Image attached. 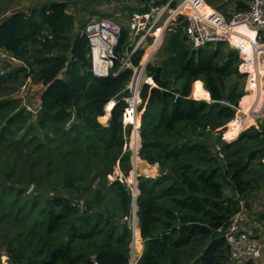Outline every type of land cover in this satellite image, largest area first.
<instances>
[{
	"label": "trees",
	"instance_id": "obj_1",
	"mask_svg": "<svg viewBox=\"0 0 264 264\" xmlns=\"http://www.w3.org/2000/svg\"><path fill=\"white\" fill-rule=\"evenodd\" d=\"M98 1L39 0L0 20V250L10 264L130 263L132 192L110 177L132 170L123 115L145 49L134 51L123 26L112 73L97 77L85 29L98 16L88 9L121 1L145 13L153 0ZM251 1L206 0L227 19ZM178 35V67L165 74L149 63L156 86L140 93L139 156L159 176L139 179L144 248L136 264H257L233 260L226 234L240 213L238 233L260 238L250 227H264V210L251 200L264 188V119L225 139L246 95L242 59L228 42L193 49ZM28 81L43 86L35 109L17 96Z\"/></svg>",
	"mask_w": 264,
	"mask_h": 264
},
{
	"label": "built area",
	"instance_id": "obj_2",
	"mask_svg": "<svg viewBox=\"0 0 264 264\" xmlns=\"http://www.w3.org/2000/svg\"><path fill=\"white\" fill-rule=\"evenodd\" d=\"M156 2L159 5H155ZM151 4L149 11L145 13L135 12L130 17L129 27L133 34V40L135 42V38L137 37L140 39L134 51L140 47L139 45L149 35H152L154 30H156L154 32L156 35V45L159 42L157 33L163 31L172 22H179L183 23L187 43L193 49H200L207 44L228 42L238 51L242 59L239 66L240 72L252 75L251 68L254 66L256 59L247 54L248 51H246L243 41L237 40L238 33L236 29L240 26L254 28L256 36L250 41V52L253 54H261L264 52V0H252L248 11L233 13L229 19L211 7L206 0H153ZM153 17L155 18L151 22L150 20ZM161 20L164 21L163 25H161ZM122 30L123 27L119 23L108 18L92 20L87 25L85 34L90 42L92 71L95 76L107 77L112 73L117 59L116 48L119 45ZM123 65L133 67L129 60H125ZM133 70L134 75L128 85L131 96L126 99L127 107L123 115V120L125 125H132V131L135 132L140 127V114L142 112L139 109L142 103L140 96L141 89L145 84L150 87H155L156 84L153 77L148 75L144 76L146 65L135 67ZM255 86H258L256 81ZM111 103L114 106V102H110L106 106V113H110L113 108V106H110ZM263 119L264 108L258 109L257 111L250 109L242 113H239L237 109L236 117L227 125L228 130L232 131L236 129L239 135L250 127L257 126V123ZM116 176H119L117 172ZM132 178L133 180L130 176L127 178L121 175L120 180L126 183H134L135 181V188L137 190V177L132 174ZM133 189L134 187H131V192ZM133 198L136 205V194ZM136 217L135 213L134 218L136 219ZM245 219L246 215L243 213L236 215L226 234V238L231 246L232 259L259 260L264 250V240H258L246 234L238 233L239 225Z\"/></svg>",
	"mask_w": 264,
	"mask_h": 264
},
{
	"label": "rangeland",
	"instance_id": "obj_3",
	"mask_svg": "<svg viewBox=\"0 0 264 264\" xmlns=\"http://www.w3.org/2000/svg\"><path fill=\"white\" fill-rule=\"evenodd\" d=\"M17 1L18 0H0V14L3 11V8H5L6 6L8 7L9 5L11 6V8H10L11 11L16 10V6H14L13 3H16ZM23 1H24V3H27L29 0H22V2ZM31 1H33V0H31ZM98 2H100V4H101V3H103V0H99ZM25 5H27V4H25ZM149 5L151 6L152 4L150 3ZM34 6H35V4H34ZM130 7H131L130 2L114 1L110 5H106L105 7H103L106 9H102V10H107V11H110L113 13V15L111 17H109V18L107 17L108 19H111V20L119 23L122 27L123 26L128 27L132 13H135L131 9H127ZM98 9H101V8L98 7ZM219 13H221V12H219ZM76 15L79 18V16H81V15H83V16L86 15V13H83V12L81 13V12L76 11ZM154 18L155 17H153L150 21L153 22ZM98 19H102V17L94 16L91 19H89L88 23H90L92 20H98ZM161 22H162L161 25H163L164 21L161 20ZM179 30H180V32H178ZM154 32H156V30H154ZM154 32L152 33V35H149L147 37V39L144 40V42H142L139 45L140 46L139 48L145 49V55L142 59L141 65H146V67H147V65L149 63H151L155 66H162L165 70V74H170L173 70H175L178 67V63L181 59V48L183 46V42H181V38L179 35L178 36H175V35L178 33L181 35H184L183 34L184 33V25H183V23L172 22L166 28L163 29V32L159 31L157 33V35L158 34L160 35L161 33L162 34H161V38H160L159 42L156 45H155V36L156 35L154 34ZM139 41H140V39L138 37L135 38L134 45L136 46L139 43ZM175 41L178 42L177 45H174ZM178 45H179V47H178ZM187 45L189 46L190 44L187 43ZM177 47L179 49H177ZM2 68H3V66L1 65V60H0V69H2ZM146 75H147V71L145 70L144 76H146ZM193 89H194V85H193ZM42 91H43L42 85H33L30 81H28L25 83L24 86L21 87L17 96L20 98H23L25 105L29 106L28 109H30V108L35 109L36 106L39 105L40 94L42 93ZM193 95L194 94H193V90H192V96ZM141 115H142V112H141L140 116ZM106 119L100 118V121L102 123H105L104 121ZM227 131H228V126L226 128L224 135L226 134ZM132 134H133V131H132ZM227 135L231 139H234V137H235V136L234 137L230 136L229 132ZM131 138L132 137L129 138V141L127 143V147L129 150H131L130 149ZM132 144H133L132 147H135L134 142H132ZM131 164H132V161H131ZM115 171L119 174V176H116V172H114V174L110 177L111 181H114L117 178L120 179L121 175L124 176L119 169H116ZM132 174H134L137 177V181H136L137 182L136 183L137 190L135 188V181H134V183L133 182H127V184L129 185L130 189H131V187H134V189L132 191L133 197L135 194L137 197L140 194V191L138 188V183H139L140 177H153V178H155V177L159 176V175L150 176L153 174L147 173L146 170L142 167V164H140L139 160H138V164L137 163H135L134 165L132 164V170H131L129 176L133 180ZM129 176H127V178ZM251 200H252L253 204H255V205H256V203H258V205H256L257 208L262 207L264 210V188L262 191L253 195L251 197ZM259 203H261L263 205H261ZM137 210H138L137 201H136V205H135L134 198H133L132 213H131V216L127 219V223L129 225V227L131 228L132 234H133L132 245H131L132 246V253H131L130 264H132V263L135 264L142 254L141 253V247H140L139 235H138V233H135V231L138 230ZM260 212H262V211H260ZM135 213L137 216L136 217L137 221L134 218ZM0 264H10L9 258L4 253H2L1 250H0Z\"/></svg>",
	"mask_w": 264,
	"mask_h": 264
},
{
	"label": "crops",
	"instance_id": "obj_4",
	"mask_svg": "<svg viewBox=\"0 0 264 264\" xmlns=\"http://www.w3.org/2000/svg\"><path fill=\"white\" fill-rule=\"evenodd\" d=\"M39 3V0H29L27 3L22 2V0H18L16 3H13L14 6H16V9L21 8H27V7H35ZM27 4V5H25ZM35 4V6H34ZM20 5V6H19ZM11 6H6L3 8V11L0 14V20L4 18L5 16L9 15L12 11L10 10ZM236 32L238 33V41L242 40L244 46L246 47V43L250 44L251 39H253L256 36V31L254 28L250 26H240L237 27ZM248 32V33H247ZM250 32V33H249ZM250 35V36H249ZM253 36V37H252ZM264 45V41H263ZM249 56H252L256 59L254 66L251 68L252 75H247V83L245 86L246 95L242 98V101L240 102V105L238 107V112H247L250 109H253L254 111H257L258 109L264 108V52L263 53H251L248 51L247 53ZM255 81L258 86H255ZM202 83L201 81H197ZM203 85V83H202ZM204 89V87H203ZM205 90V89H204ZM206 91V90H205ZM203 100V99H202ZM210 101V100H206ZM109 113L106 114V118L108 119ZM107 119L104 121L106 123ZM140 126H141V117H140ZM229 130L224 135V138L227 140H230L226 137ZM238 134L236 135V137ZM131 151H132V164L135 163L138 164V160L140 164H142V167L146 170L147 173L153 174L150 176H156L159 175V167L158 165H150L146 161L142 160L139 156L140 148H141V136H140V127L137 131L133 132L131 135ZM234 137V138H236ZM232 140V139H231ZM134 142L135 147H132ZM263 202V201H262ZM247 226H249V223H247ZM250 227V226H249ZM251 229H254L257 232V236L260 235V238H255L258 240H264V227L258 226L256 222H253ZM140 235V234H139ZM140 237V247H141V253L143 252V240ZM257 264H264V250L262 253V257L257 260Z\"/></svg>",
	"mask_w": 264,
	"mask_h": 264
},
{
	"label": "bare ground",
	"instance_id": "obj_5",
	"mask_svg": "<svg viewBox=\"0 0 264 264\" xmlns=\"http://www.w3.org/2000/svg\"><path fill=\"white\" fill-rule=\"evenodd\" d=\"M161 32V31H160ZM163 32V31H162ZM248 33V32H247ZM250 33V32H249ZM162 34V33H161ZM161 34L159 35H157L158 37H159V40H160V38H161ZM250 36V35H249ZM253 37V36H252ZM247 45H246V51H250V49H251V47H250V44L249 43H246ZM203 95H204V97L205 98H207V99H209V96H208V94H206V93H203ZM200 100H202V99H200ZM210 100V99H209ZM112 107V106H111ZM109 116V115H108ZM102 119H106V116H104V117H101ZM229 135L230 136H232V137H236V135H237V132H236V129H233L232 131H229ZM227 137H228V135H227ZM230 138V137H229ZM137 219V218H136ZM135 233H138V235H139V231L138 230H136L135 231ZM140 236V235H139ZM139 239H140V237H139Z\"/></svg>",
	"mask_w": 264,
	"mask_h": 264
},
{
	"label": "water",
	"instance_id": "obj_6",
	"mask_svg": "<svg viewBox=\"0 0 264 264\" xmlns=\"http://www.w3.org/2000/svg\"><path fill=\"white\" fill-rule=\"evenodd\" d=\"M91 13H94L98 15L99 17L106 18V17H111L113 15L112 12L107 11V10H97V9H88Z\"/></svg>",
	"mask_w": 264,
	"mask_h": 264
}]
</instances>
